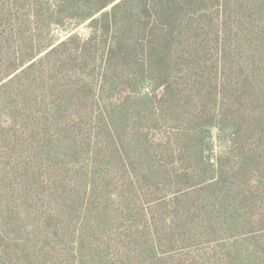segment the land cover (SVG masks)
Wrapping results in <instances>:
<instances>
[{
	"label": "rangeland",
	"instance_id": "obj_1",
	"mask_svg": "<svg viewBox=\"0 0 264 264\" xmlns=\"http://www.w3.org/2000/svg\"><path fill=\"white\" fill-rule=\"evenodd\" d=\"M176 2L183 10L174 17L180 19L172 25L174 43L196 42L185 50H197L200 60L194 66L202 84L192 87L193 80L186 79L189 74L157 71L159 96H165V105L179 108L175 115L164 113L158 123L131 110L127 113V96L136 84L128 78H149L148 56L144 68L128 66L115 48L108 65L118 76L110 75L104 86L99 69L69 55V50L64 53L68 48L80 55L77 41L69 39H88L93 32L90 21L80 24L78 17L68 14L62 21L46 19L49 28V22L38 21L33 12L31 22L15 21L11 38L0 42V75L4 76L14 62L27 63L40 46L66 41L57 54L42 62L39 57L34 69L21 74L29 70L26 64L17 80L10 83V77L0 87V264H264V139L258 141L259 134L264 137V88H258L257 77L264 59L254 57L244 38L236 35L240 23L235 18L241 9L228 10L229 29L217 39L207 26L208 18L190 21L195 11L205 14L204 7L191 9L185 0ZM136 9L142 16L143 6ZM259 9L255 4L253 10ZM156 18L158 24L157 13L147 19L153 38L160 33ZM190 24L198 31L190 32ZM4 30L0 27V38ZM201 30L208 35L199 36ZM143 38L152 37L147 33ZM138 54L143 61L140 49ZM176 56L189 62L194 58L186 53ZM221 68L233 86L238 82L237 91L226 88L222 93ZM146 87L150 93L155 89L149 79ZM110 104L119 105L126 114L115 122L120 156L107 132H100L101 126L88 119ZM194 111L206 113L203 120L210 111L218 137L229 134L222 131L224 127L232 129L236 124L233 153L218 138L211 153L217 164L223 159L232 167L234 215L239 220L235 226L220 220L215 222L217 228L211 226L208 212L222 218L224 207L212 192L200 191L203 181L184 175L194 169L203 171L204 166L198 158L180 153L171 120L187 121V114ZM158 115L160 119L162 111ZM139 123L145 129L157 128V143L164 139L160 129L169 134L170 144L157 150L154 158L141 145L135 143V151V145L125 143L127 133ZM100 138L106 141V152L95 144ZM256 147L263 152L247 156V150ZM96 153L104 167L99 171ZM101 170L109 176L97 182ZM128 175L136 188L130 186ZM239 250L246 256L243 263L236 254Z\"/></svg>",
	"mask_w": 264,
	"mask_h": 264
},
{
	"label": "trees",
	"instance_id": "obj_2",
	"mask_svg": "<svg viewBox=\"0 0 264 264\" xmlns=\"http://www.w3.org/2000/svg\"><path fill=\"white\" fill-rule=\"evenodd\" d=\"M117 1L119 0H0V27L5 29L3 35H1L2 38H0V42H2V40L8 41V39L11 38L15 31V21L18 22L21 19L25 22H31L30 17L33 12L38 18V21H48L46 19L53 18H56V21H62V17L68 14H72L73 17H78L80 24L90 21L93 32L88 39L81 40L78 36H71L69 39L70 41H77V46L81 47L80 55L71 54L72 51L68 48L64 50V53H68L69 50V55H75L77 59L81 57L87 61V65L90 63L94 69H99V75L101 76L100 81L104 86L108 83L110 75L118 76L117 70L111 69V66L108 65L109 61H111V53L114 52L113 50L115 48H118L117 52L119 57L123 59L128 66L134 67L135 65H139L144 68V61L148 56V58H146L149 60L148 79L155 89L151 93L147 91L146 82L148 79L145 76L142 78L136 76L134 80L127 77L128 80L135 81L136 84L132 94L127 96L126 104L128 107L127 105L126 107L127 113L131 110L132 112L138 113L140 117L146 116L148 121L158 123L163 119L164 113L167 112L170 115H175L179 108L176 107V109L173 105H165V96H159V91L161 90L156 75L157 71L160 73L163 72L165 75H170L171 73L175 75L184 74L182 77L189 74L186 76V79L193 80L191 84L192 87H196L199 83L202 84V77L195 71V69L198 68L194 66L198 65L197 61L200 60V57L196 55L197 50H191L189 52L185 50V47L188 45L189 47L196 46V42H194V44H189V41H181L175 46V34L172 25L180 21V19H174V17L179 13L181 14L180 11L183 10L182 4L176 2V0ZM139 4L143 6L142 16L139 15L136 9V6ZM255 4L259 5L261 8L258 10L259 13L253 10ZM111 5L113 6L111 7ZM185 5H188L191 9L197 6L204 7L206 11L204 12L205 14H199L195 11L194 15L190 17V21L192 23L197 21V17L208 18L207 26L210 27L211 31H213V35L217 39L221 34H227V30L229 29L228 24L225 23L227 17L230 16L228 10L232 8L241 9L242 14L238 13L235 18V21L240 23V26L236 27V35L238 34V36L244 38L245 44L249 47L250 51L254 53V57L264 59V0H185ZM110 7L111 9H109ZM152 13H157L158 16V24L157 18L156 24L160 33L156 38H153L154 34L153 31L149 30V22L147 20L152 17ZM20 15L22 16L21 18H19ZM162 17L164 20L168 21L167 24L163 22L164 20L161 21ZM48 22L47 27L50 28V21ZM164 24L167 28L163 26ZM224 24L225 28L221 30ZM190 25L191 27H188L190 32L198 31V29L192 28V24ZM147 33L151 34L152 38L145 41L143 36ZM203 34L208 35L204 30H201L199 36ZM180 36L179 34V38L182 37ZM65 44L66 41L55 46L56 43L51 41L45 46H40L37 52L29 58L27 63L18 64L14 62L11 72L4 76L0 75V87L3 86L4 81L10 77V83H13L21 74H26L28 71L34 69L37 64H39L37 62L39 57H42L40 62L46 58H51L53 55L57 54L59 48L65 46ZM139 49L141 50V56L144 57L143 61L138 58ZM184 52L192 57L194 55V58L189 62L187 58L179 59L176 56L180 53L185 54ZM26 64H29V70L21 73V68ZM185 65H187V67H185ZM169 69L172 70L171 73H167ZM221 70L222 74H224V77H222V93L225 92L226 88L233 92L237 91L239 89V87H237L238 82H236V86H233L231 78L230 80H227V76L225 78V68H221ZM19 73L21 74L19 75ZM257 73L259 76H255L258 77L260 84L258 88L262 90V88H264V66L260 67ZM120 108L119 105L110 104L106 105L104 110H100L99 116L93 117V115H88L89 121L96 122V124L98 123L99 126H101L102 129L97 127L100 132L101 130L105 133L107 132L115 148L117 147L114 134L115 131L117 135L115 122H117L116 120L119 119L120 116L124 117V115H126L123 112L124 110ZM159 110L162 111L160 119H158ZM205 114L194 111L191 114H187V121L183 120V122L178 123L176 120H171L173 121V128L176 130L175 136L179 137L181 146L180 153L186 152L191 158H198L204 166L203 171L194 169L192 173L184 175L191 181H203L199 186L200 191L206 190L207 192H212L214 199L220 201L224 207L222 218L216 216L217 214L215 215L214 212H208L209 214L211 213V217L213 218L210 225L217 228L218 225L215 222L216 220H220L223 224L229 223L235 226L239 223V220L234 215L235 205L232 199V191L235 190H233L234 177H231L232 167L227 166L226 161H223V159H220L217 164L211 153L215 151L217 138L220 142L227 145V147L229 145V154L233 153L237 138V132L234 131L233 127L235 128L236 124H234L231 129V126L228 127V124L223 122L227 127H224L222 131L224 130L229 134L218 137V125L215 124L214 117L210 116L211 113L209 111L208 117H205V120H203L202 116ZM186 117L184 118L186 119ZM193 117L196 119H193ZM65 118L67 119V117ZM197 121L203 122L204 124H198L200 122ZM186 122H188L187 125ZM189 123L192 124L190 127ZM139 124L141 126V123ZM140 126H135L131 132L127 133L128 142H125L127 145L133 146L135 143L139 144L147 150L150 158H154L151 156H155L154 154L157 150L166 149L165 146L170 144V137L167 130H159V133L164 136L162 143L164 142L165 144H162L157 143L159 141L157 128L145 129L144 127L142 128V126L140 128ZM118 139L120 138L118 137ZM166 139L167 142H165ZM263 139L264 137L259 134L258 141L262 142ZM105 142L100 138L95 144L100 148L99 150L105 149L106 152L107 148L104 144ZM88 145L90 146L91 142H88ZM137 147L138 146L135 145V151L138 150ZM259 150L263 152L262 148L256 147L255 150L250 148L247 150V156L250 155L255 157V155H258ZM116 153L120 156L118 147ZM98 155L99 153H96V171L104 169L102 162L98 159ZM137 156L139 157L140 155ZM148 172L153 173L152 170ZM95 173L96 172H94V177ZM98 175L99 176H96L98 179L97 182L99 179L105 180L109 176L104 170H101ZM175 175V177L179 176L177 173ZM128 181L130 182V186L136 188V183L129 175ZM90 189L91 188H89V190ZM89 190L87 189V191ZM234 199L237 200L238 197ZM236 254L239 259L242 258V263L245 262L244 258L246 256L244 252L239 250Z\"/></svg>",
	"mask_w": 264,
	"mask_h": 264
}]
</instances>
